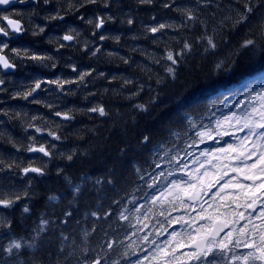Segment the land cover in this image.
<instances>
[{"label":"trees","instance_id":"1","mask_svg":"<svg viewBox=\"0 0 264 264\" xmlns=\"http://www.w3.org/2000/svg\"><path fill=\"white\" fill-rule=\"evenodd\" d=\"M166 2L169 0H153L151 4H140L139 0H108L109 6L105 8L104 0H98L96 5H87L74 15H66L63 11L64 22L68 24L61 28H52L54 25H60L61 21L45 19L51 16L50 12L53 9H57L59 5L57 0H50L47 5L43 0H36L27 5V15L31 17V23L35 27H45L44 33L33 35L35 28L27 22V48H34L41 54H51L56 68L50 67L52 62H48L49 68L26 62L25 80L18 81L11 93L25 90L38 76L43 79H55L60 75L63 79H77V74L72 72L69 64H75L80 71L93 68L96 71L86 78L84 85L65 86V89H70L74 95L55 91L40 92L36 95L35 99L53 105L51 111L44 104L29 101H26L27 109L24 106L18 107L14 104L18 99L8 100L6 104L0 103V109L8 113V116L0 113L1 117L4 116L0 121H4L2 129L5 132L4 138L0 140L2 154L0 158L9 163L13 159L17 163L23 161L21 168L44 167L47 164L46 174L41 177L31 174L24 178L18 174V169L12 170V183L15 185L13 190L19 193L27 188L31 199L24 198L17 201L12 209L3 211L6 224L9 226L0 227V257L5 256L2 249L11 240H21L23 243L32 239L41 214L50 221V224L48 230L41 234L42 238L36 240L35 248L25 246L18 252L14 250V254L7 258L9 264H19L20 261L31 264L32 260L37 261V264H55L62 231L69 236L65 244L66 250H71L67 245L72 244L73 240L80 245L83 241V232L91 231L93 222L97 220L91 216L85 218L84 213L106 209L110 203L109 200L100 198V204H97L99 197L94 190L95 180L107 178L110 171L120 191L117 193L113 190L109 195L117 199L125 197V202L127 200L125 193H131L137 187L145 188L150 195L153 194L152 189L146 188L145 181L156 183L157 187L165 186L169 173L174 171L171 163H168L171 156L177 155L179 151L177 158H186L188 150L193 149L199 139L187 148V152L181 151L185 148V140L191 145L192 141L188 138L193 137L203 125L214 129L215 116L226 111L231 101H236L235 104L240 103L246 94L241 90L246 89L261 72H264V52L257 51L252 55L239 50L249 25L242 24L233 28L232 21L224 20L225 15L235 16V12L230 11L228 7L233 0H213L207 7L202 0L198 10L196 0H174L168 8L164 7ZM183 7L194 10L198 17L197 22L184 21L177 10ZM64 8L65 3L62 9ZM80 15L85 16V21L94 15L112 16L113 19L107 21L104 28L97 31L93 37L92 34L96 30L81 22L78 18ZM128 19L133 20L131 25L127 24ZM221 21H224L223 24ZM161 23L171 24L173 27L155 34L146 31L147 28L158 27ZM66 26L76 27L81 36L78 43L57 52L59 44L55 42V37H62L66 32ZM100 35L108 39L100 41ZM117 36L120 37L119 42L115 39ZM208 36L214 37L217 48L205 52L207 40L203 38ZM50 39L53 40L52 43L48 42ZM86 40L93 41L89 46L90 50L84 49ZM184 43L193 45V49L180 64L177 77L172 79L165 72L170 62L161 58L167 51L179 52ZM96 47H101L102 51L91 57L90 52L95 51ZM124 60H128V63H124ZM221 61L225 63L226 70L215 68ZM101 72L105 74L103 78L99 77ZM126 79L132 83L125 84ZM158 79L161 81L159 84L156 82ZM141 85L143 91L134 96ZM137 104H145L148 110L140 112L134 107ZM97 105H103L109 116L99 117L97 113L87 111ZM69 110L73 117L71 121H62L54 115L55 111ZM16 112H27V123L22 119H15ZM212 113H215V116ZM34 115L41 119L32 121L31 117ZM190 119L198 121L196 130H190L188 124ZM29 123L41 127L42 133H36L34 128H28ZM90 129H95V134ZM49 130L56 132L61 139L55 140L50 137ZM173 133L181 137L180 142L168 157L156 159L155 154L162 151V145L170 146L176 142ZM146 135L151 137V143L143 141V136ZM33 136L36 137L37 145L43 143L48 147L52 152L51 158L43 157L41 154H30L24 150L31 143ZM10 139L17 146L23 147L18 151L9 142ZM52 144H55V149L51 148ZM73 150H75L73 160L67 161L65 157L72 154ZM61 153H64V157L60 155ZM154 159L159 163V168H156ZM137 167H140L143 173H147L144 181L136 179ZM58 168L63 169L64 174L72 178L74 185L81 184L82 193L76 196L71 205L69 201L73 200L72 188L66 185L62 175H57ZM161 173L163 175H160ZM82 174L91 177L86 184L81 183ZM152 175L156 176L155 181L151 179ZM165 176L167 180L164 179ZM102 186L111 189V185H107L106 182ZM143 194V191L135 193L138 197H142ZM50 195H56L59 199L50 201ZM144 203L145 201L140 199L138 206ZM25 205L29 207V213L23 212ZM112 207L115 208V205ZM65 211L73 213L67 224L63 223ZM160 211H165L166 215L159 216ZM170 213V208L161 210L160 207L148 213L149 219L145 221L148 226L144 228V236L151 234L150 240L163 241L164 237L156 235L152 224L165 220ZM76 220L80 223L76 224ZM132 223L135 225L136 220L133 219ZM98 224L99 228L109 232V238L113 229L116 233L124 231L117 228L116 222L107 217L101 216ZM136 231V228L129 229L128 237H132ZM49 237H53V240L49 241ZM134 237L142 238L137 234ZM103 242V232L98 229L89 236L88 247L99 250L98 245ZM124 242L128 244L130 240ZM147 248L148 242L142 240L137 251L140 249L146 251ZM64 254L59 258L63 259ZM0 264H4L2 259Z\"/></svg>","mask_w":264,"mask_h":264},{"label":"snow or ice","instance_id":"2","mask_svg":"<svg viewBox=\"0 0 264 264\" xmlns=\"http://www.w3.org/2000/svg\"><path fill=\"white\" fill-rule=\"evenodd\" d=\"M21 3L24 0H20ZM202 0H196L197 10L199 8ZM205 7L213 3V0H203ZM14 3V0H0V6H9ZM45 5L50 3V0H43ZM66 8L57 9L56 14L45 17L46 20H56L64 21V15H61V11H64L66 15H74L79 12L81 9L86 8L87 5H96L98 0H64ZM140 4H151L153 0H139ZM174 0H169L164 4L165 8L171 7ZM239 5V7H234ZM109 6L108 0H104V7ZM219 5H217L218 7ZM230 11L235 12V16L228 15L224 17L226 21H232V27L236 28L238 25L248 24V31L245 34V39L239 46L240 51H247L250 54L254 55L257 51L264 52V0H233V3L228 5ZM185 22H197L198 17L195 15L194 10L189 7H183L177 9ZM79 20L85 22L87 25L92 26L96 31L93 32V37L96 36L97 31L104 28L107 21L113 19L112 16H102L94 15L93 17L88 18L85 21V16L80 15ZM224 21H221L223 24ZM133 23L132 19L127 20V24L131 25ZM200 23H203L200 21ZM171 24H159L158 27L147 28L146 31L153 34L161 32L165 28H171ZM27 30L21 24L19 19L12 18V15H2L0 13V74L7 75L10 72L17 69L18 65L23 67L26 62L38 65L39 67L49 68V63L52 62L50 67L56 68V63L54 57L51 54H41L36 49H29L27 47H11V42L15 40L20 35L24 34ZM45 32V27L37 26L33 30V35H38ZM81 33L75 28L69 26L68 30L64 33L62 37H55V42L59 44V48L56 49L59 52L60 49L66 47H72L73 44L78 43ZM108 37L104 35L99 36L100 41H104ZM116 41L119 42L120 37H115ZM203 39L207 40V46L204 48V51L207 52L212 49L217 48V44L214 42V37L208 36ZM49 43H52L53 40H49ZM63 42H68L63 43ZM93 41H85L84 49L90 50L89 46ZM193 49V45L189 43H184L183 48L179 52L167 51L163 59L168 63V66L165 68V72L172 79H175L178 74V68L181 63L185 61V57ZM137 49H133L136 51ZM102 51L101 47H96L95 51H91V57H95L98 53ZM112 55V53H108ZM123 60L124 58L121 57ZM124 63H128V60H124ZM159 63V61H156ZM68 67L71 68L73 73L77 74V79H63L61 76H57L55 79H43L35 77L32 82L26 86L25 90L16 91L12 96V99H21L24 101H29L36 104H44L50 111L53 109V105L50 103H45V101L35 99V96L40 92H52L64 93L65 95L75 93L71 92L70 89L66 90V85H77L81 86L86 83V78L93 75L96 71L94 68L80 71L78 70L75 64H69ZM215 68L218 70H226V65L223 61L217 63ZM104 73H99V77L103 78ZM115 79V77H113ZM158 84L161 81L158 79L156 81ZM125 84H131V80H125ZM6 80L0 75V93L5 92L6 88L4 87ZM55 85L53 90L50 86ZM107 91V89H105ZM143 91V85L140 86L139 90L133 95H139ZM30 98L31 101H30ZM131 99V97H129ZM245 100L248 102L247 106L238 114L231 113L230 116H224L218 118L217 121H213L216 129L221 128L223 125L220 123V120H223L224 123L231 124L232 119H235L237 132L244 133L243 136L234 135L231 132L223 131L217 132L220 140H223L225 136L232 137L233 142L227 143L224 147H218L216 149H205L200 152L201 156L207 157L212 156V159L217 162L221 161L222 157L219 155H214V153H222L223 159L228 160L229 163H217L212 164V160H207L206 163L212 165L213 171H209L205 168L204 164H200L199 168L192 170L190 173H185V176H181L178 180L174 179L166 186L157 187L156 183H146L147 189H152L153 194H149L145 188H134L131 193H125L127 200L125 202V197H120L119 199L110 196L109 192L115 190L119 193L120 189L116 186V181L111 171L109 172L107 178L101 177L95 180L94 190L98 194L97 204H100V198H104L110 201L106 209L101 208L98 211L85 212L84 217L88 216L96 217L97 220L93 222L91 231L85 230L83 232V241L80 245L73 243L67 245V248L71 250H66L65 244L69 240V236L65 235L62 231L60 233V247L57 253L58 259L55 261V264H171L170 260L166 258L171 256L172 253L176 251L175 248H172L169 252L168 247L173 240H176L179 247H185L186 245L177 240V237L187 236L191 244L194 246L195 250L193 252L187 253L184 256V260H180L177 257L173 259L177 260V264H185V261H196L198 264H264V81H262V86L258 91H251L245 95V99L240 101V104H244ZM3 103V101H0ZM239 106V105H238ZM136 109L140 112L147 111L148 108L145 104L134 105ZM89 113H97L99 117H107L109 113L106 111L103 105H97L87 109ZM0 113L4 116H8V113L3 109H0ZM71 110L61 112L55 111L54 115L60 117L62 121H71L73 119L70 114ZM119 115V114H118ZM215 116V113H212ZM23 116H27V113H23ZM22 113L16 112L15 119H21ZM41 119L37 116H32L31 120L36 121ZM4 121H0V140L4 138L5 132L2 129ZM190 130H196L198 121L189 120L188 121ZM28 128H34L36 133H42L43 129L37 127L34 123H29ZM59 127V125H57ZM213 128L208 125L201 126L191 139L192 144H187L185 140V148L181 151H186L187 148L194 145L198 139L206 138L208 140H213L212 135ZM247 130V131H245ZM27 131V129H25ZM95 134V129H90ZM48 135L53 137L55 140H60L61 137L56 134V132L49 130ZM176 137V142L169 145H162V151L155 154L156 159H164L169 156V153L176 148L177 144L180 142L181 137L178 134L173 133ZM143 141L151 143L150 136H143ZM12 143L14 148H17L19 151L21 146H17L11 139L9 140ZM200 142H203L200 139ZM218 143V141H217ZM251 145V147H249ZM55 144L51 145L52 149H55ZM29 153H41L43 157H52V152L49 151L48 147L45 144L41 143L37 145L36 137L31 138V143L24 149ZM191 152H187V155L191 156ZM2 155V154H0ZM64 157V153L60 154ZM75 155V150L72 154L67 155L65 158L67 161H72ZM179 155L171 156L168 160V163H172L176 160ZM255 157V159H253ZM154 159L156 163V168H159V163ZM236 161L235 166L231 163ZM23 163V161H21ZM21 163H17L13 159L10 163L6 162L4 159L0 158V227L9 226L6 224V217L3 215L4 210H10L14 207L17 201H20L24 198L31 199L30 192L26 188L24 191L17 193L13 189L15 185L12 183V170L18 169L20 175L24 178H28L31 174H36L37 177L44 176L45 168L44 167H23L21 168ZM184 168L187 167L186 164L183 165ZM201 169L203 172L201 173ZM177 172L181 171V167L177 166L175 168ZM229 170L236 175L229 178L225 181V177L228 176ZM155 172V169H153ZM143 170L140 167L136 168V179L140 181L145 180V175ZM57 175L63 176L66 185L72 188L73 191V200L69 201L71 205L76 196L82 193L81 184H73V180L70 176L64 174L63 169H57ZM160 175H163L161 173ZM171 175V173H169ZM91 179L86 174H82V184H86L87 181ZM151 179L156 180V176L152 175ZM167 180V177H164ZM221 181H225L221 184ZM242 181H251L252 183H244ZM106 182L107 185H111V189H105L102 185ZM31 185V180H29V186ZM217 185H220L219 191L212 192V189ZM229 189L236 190L235 193L229 192ZM143 191V196L138 197L135 193ZM212 192V199L215 204L214 211H205V204L207 201L200 203V211L197 213V216L200 220H208L209 224L202 225L195 230V233L187 232H176L173 231L169 233L171 237L170 240L157 242L155 239L150 240L149 235H145L143 240L148 242V248L145 251L140 249L137 251V245L134 243L126 244L124 241L128 240V230L136 228L137 231H142L143 228L147 227L146 223L149 219L148 213L154 212V209L157 206L164 207V205H171L172 210L176 211V205L179 204L181 207L186 209H192L195 206V202L202 201L203 197ZM159 193V195H156ZM59 197L56 195H50V201H56ZM143 199L144 204L138 206V201ZM187 201V203H186ZM151 204L152 207L148 205ZM257 204H260V215L256 218L260 220V224H255L252 222L251 217L256 213L255 211L248 213V223L239 229H233L229 231L223 237V239H216L221 232L224 231L230 224H236L239 221L245 220V212L237 211V209L243 207L245 209H256ZM115 205V208L112 207ZM235 205V208L232 207ZM212 208V205L208 206ZM227 209L225 212H221L220 209ZM24 213H29L30 209L27 205L23 207ZM159 216H165V211H160ZM170 216V214H168ZM64 224L69 223V220L72 218V211H65L63 213ZM101 216L112 219L116 222V227L124 229L123 232L116 233L115 229L112 230L111 238H109V232L102 228H99L98 221ZM143 218V220L141 219ZM133 219L136 220V224L132 223ZM183 217L171 218V223H180L183 221ZM195 217L192 218L191 223H195ZM125 223H119V222ZM76 224H79L80 221L76 220ZM158 223L163 227V231H167V227H164L165 224L169 223V220L166 218L164 221H158ZM187 223V222H186ZM50 221L44 218V215L41 214L39 225L34 229V236L31 240L21 242V240L13 239L11 240L6 247L2 249L5 253L4 257H0L4 261V264H9L8 257L14 254V250L18 252L22 247L35 248L36 240L42 238L41 234L45 233L48 230ZM142 224V227L139 225ZM109 224V228H111ZM98 229L103 232L104 242L98 245L99 250L96 248L88 247V238L93 233L97 232ZM254 233L255 235L248 239L249 232ZM135 234V233H133ZM162 234V233H158ZM121 236L123 239H121ZM49 241L53 240V237L48 238ZM244 247L246 251L237 252V249ZM66 253V254H64ZM92 253H95L94 255ZM63 255V259L59 257ZM19 264H24L23 261H20ZM31 264H37V261L32 260Z\"/></svg>","mask_w":264,"mask_h":264},{"label":"flooded vegetation","instance_id":"3","mask_svg":"<svg viewBox=\"0 0 264 264\" xmlns=\"http://www.w3.org/2000/svg\"><path fill=\"white\" fill-rule=\"evenodd\" d=\"M34 2H36V0L35 1H33V0H24L23 3H21L20 0H16V3L11 5L10 7H2L0 9V13L12 15V18L19 19L21 21V24L23 25V27L27 30V5H30V4H32ZM11 47H27V31L24 34H22L19 37H17L15 40H13L11 42ZM0 75H2L3 78L6 80V84L4 86L6 88V91L0 93V101H3V104H6L12 99V96L14 94L11 93V92L17 86L18 81L25 80V77L27 75V67L25 65L23 67H20L18 65L17 69L12 71V72H10L9 74H7V75L0 74ZM263 75L264 74L258 75V78L263 76ZM253 81H255V80H253ZM25 85H27V83ZM244 98H245V95H244L243 99ZM14 104L17 105L18 107L24 106V108L27 109V102L26 101H22L21 99H18L16 102H14ZM239 104L240 103H236L235 105H239ZM2 117H4V116H2ZM2 117L0 116V119ZM237 127L238 126L236 124H232V128L231 129H227L226 130L225 127H221L219 129L215 130V126H214V130L212 132V133H215L214 139L213 140H208V139L204 140L202 142V149L205 150V149H207V147H210V146L214 147L216 145L219 146V147H224L227 143L233 142L232 141V137H230V136H225L223 138V140H220L219 136L217 135V132L218 131L220 132L221 130L222 131L224 130V131L231 132L234 135L243 136L244 133H240V132L236 131ZM245 131H247V130H245ZM217 141H218V143H217ZM249 147H251V145H249ZM218 155L222 157L221 161H219V162H217L216 160L212 159V157H210V156H207L205 158H207L209 160H212V162H214V164H216V163H224V164L229 163L228 160L223 159V154L222 153H218ZM253 159H255V157H253ZM231 163L233 164V166H235L236 161H232ZM206 169H209V167H207ZM182 174L183 173H180L179 176H181ZM235 175H236L235 173H233V172H231L229 170L228 176L225 177V181H227L229 178H231V177H233ZM225 181H221V184H223ZM242 182H244V183H252L251 181H242ZM219 187H220V185H217L215 188L212 189V192L219 191ZM228 191L235 193L236 190L229 189ZM212 192H210L209 194H212ZM206 197H207V195L203 197V200L201 202H195V206L192 209H186V208L183 207L182 208V212L177 216V217H183L184 218L183 221H181L180 223H171L170 222V229L174 230L176 232H187V233L194 234L195 230L197 228H199L202 225L209 224L208 220H200L198 218V216H197V213L200 211V203L205 201V199L207 201V204H205V206H204L205 207V211H214V209H215V204H213L211 201L208 202ZM209 205H213V207L209 208L208 207ZM232 207L235 208V205H232ZM196 208H198V209H196ZM259 209H260V204H257L255 210H253V209H245L243 207L237 209V211L245 212L246 219L242 220V221H239L238 223H236L234 225L230 224L227 228L224 229L223 232L220 233V235L218 237H216V239H223V237L229 231H233V229H239L240 227H242L245 224H247L248 223V218L247 217H248V213L249 212L255 211L256 214L251 217L252 222L255 223V224H260V220L256 218L257 216L260 215ZM220 211L223 213V212L227 211V209L221 208ZM194 217L196 218V221H195V223H191V220ZM196 223H198V224L196 225ZM153 231L156 232V235L158 234V230L155 229L154 227H153ZM254 235L255 234L251 233V231H250L248 239H251ZM177 239L181 243L185 244L186 246L185 247H177V248H175L176 251L174 253H172L171 256L166 258L167 260L171 261V264H177V260L173 259V257H177L180 260H184L185 254L193 252L195 250L194 246L193 245L191 246V242L187 238V236H180V237H177ZM139 244H136V245L138 246ZM246 250L247 249H245L244 247H240L239 249H237V252L246 251ZM153 264H156V262H153ZM161 264H163V262H161ZM185 264H198V262H196V261H185Z\"/></svg>","mask_w":264,"mask_h":264},{"label":"rangeland","instance_id":"4","mask_svg":"<svg viewBox=\"0 0 264 264\" xmlns=\"http://www.w3.org/2000/svg\"><path fill=\"white\" fill-rule=\"evenodd\" d=\"M58 2H59V5L57 6V9H62V7L64 6V0H57ZM53 4H54V2H53ZM41 5V4H40ZM57 9H53L51 12H50V15L52 16V15H55L56 14V11H57ZM62 12L63 11H61V15H62ZM27 22H30V24L32 25V27L33 28H37V27H35V25L33 24V23H31V17H29L28 15H27ZM66 24H68L67 22H61V24L59 25V24H57V25H54L52 28H61V27H63V26H65ZM68 27L69 26H66L65 27V31H67L68 30ZM71 27H73V26H71ZM73 28H75V29H77L76 27H73ZM38 66V65H37ZM255 81H253L251 84H249L248 85V87L246 88V89H244V90H241V92H244V93H249V92H251V91H258L259 90V88L262 86V81H264V75L262 76V77H259V78H255L254 79ZM53 90L55 89V85L54 86H50ZM245 94V95H246ZM241 97H242V94H241V96H240V98H239V100H241ZM245 99V98H244ZM243 99V100H244ZM235 102L236 101H231L230 102V106L227 108V110L226 111H222V112H219L216 116H215V118H214V121H217L218 120V118H221V117H224V116H230V114L231 113H233V112H235V113H240L246 106H247V101L245 100V103L244 104H239V106L238 105H235ZM23 113H27V112H23ZM23 113H22V117H21V119L22 120H24L26 123H27V116L25 117V116H23ZM16 122V121H15ZM17 123V122H16ZM220 123L223 125L222 127H225L226 128V130L227 129H231L232 128V124H236V121H235V119H232V121H231V124L229 125V124H227V123H224L223 122V120H220ZM18 124V123H17ZM215 130H216V127H215ZM224 131V130H223ZM222 130L220 131V132H223ZM212 135H213V137L215 136V133H212ZM17 137V136H16ZM200 139H205V140H207L206 138H200ZM200 139H199V141L196 143V145L194 146V148L193 149H189L188 150V152H191L192 154H191V156H189V155H185L186 156V158H182V157H180V158H176V160L175 161H173L171 164H170V166H172L173 167V169H174V171H173V173H171V175H168V181H167V183L165 184V186L166 185H168L169 183H170V181H172V180H174V179H179L181 176H185V173H190L192 170H194V169H196V168H199V166H200V164H204V166H205V168H207V167H209V169H207V170H209L210 172L211 171H213V168H212V165H210V164H208V163H206V161L207 160H209V159H207V158H205L204 156H201L200 155V152L203 150L202 149V142H200ZM219 146H214V147H212V146H210V147H207V149H216V148H218ZM214 155H218V153H214ZM210 157H212L211 155H210ZM184 164H186L187 165V167L186 168H184L183 167V165ZM212 164H214V162H212ZM217 164V163H216ZM177 166H180L181 167V171L180 172H177L176 170H175V168L177 167ZM203 172V169H201V173ZM180 173H183L181 176H179V174ZM185 178H187L186 176H185ZM156 195H159V193H156ZM207 200H208V202H212L213 204H214V202H213V199H212V194H209V195H207ZM205 201H206V199H205ZM198 202H201V201H198ZM187 203V202H186ZM150 207H152V206H150ZM157 207H160V206H157ZM156 207V208H157ZM212 207H213V205H212ZM155 208V209H156ZM171 209V213H170V216L168 215V217H167V219L169 220V223L168 224H165L164 225V227H167V231L166 232H164L163 231V227H161V225H159V223L157 222V223H154V224H152V226L155 228V229H158V233H162V234H159L160 236H161V238L162 237H164L163 238V241H167V240H170L171 239V237L169 236V233H171V232H173L174 230H171V229H169V224H170V222H171V218H175V217H177L181 212H182V208L183 207H181L179 204H177L176 205V211H173L172 210V207H171V205H164V207L162 208V207H160V209L161 210H163V209ZM196 209H198V208H196ZM142 220H143V218H141ZM160 221H164V220H160ZM195 221H196V219H195ZM143 223H145V221H143ZM198 223H196V225H197ZM139 227H142V224L141 225H139ZM162 228V229H161ZM139 235L140 237H144V234H145V231H144V228H143V230L142 231H136L135 232V234H132V237L130 236V238H129V240H130V243H134L135 245L136 244H139V243H141V241L143 240L142 238H138V237H134L135 235ZM178 240V239H177ZM176 242V240H173L172 242H171V244L169 245V247H168V250H169V252L172 250V248H177V247H179L178 246V244H177V242Z\"/></svg>","mask_w":264,"mask_h":264},{"label":"water","instance_id":"5","mask_svg":"<svg viewBox=\"0 0 264 264\" xmlns=\"http://www.w3.org/2000/svg\"><path fill=\"white\" fill-rule=\"evenodd\" d=\"M14 3H16V0H14ZM14 3H13V4H14ZM27 3H28V2H27ZM13 4H12V5H13ZM10 6H11V5H9V6H0V9H1L2 7H10ZM101 30H102V29H101ZM63 35H64V34H63ZM63 35H62V36H63ZM63 43H66V44H67L68 42H63ZM57 118H60V117H57ZM60 119H61V118H60ZM30 154H41V153H30ZM41 155H43V154H41ZM191 246H192V244H191Z\"/></svg>","mask_w":264,"mask_h":264},{"label":"bare ground","instance_id":"6","mask_svg":"<svg viewBox=\"0 0 264 264\" xmlns=\"http://www.w3.org/2000/svg\"><path fill=\"white\" fill-rule=\"evenodd\" d=\"M221 4V3H220ZM82 11V10H81ZM220 11V10H219ZM227 11V10H226ZM224 12V11H222ZM225 15V14H224ZM211 16V15H210ZM226 16V15H225ZM211 19V18H210ZM217 21V20H216ZM212 22V21H211ZM216 24V23H215ZM179 26V25H178ZM78 45V44H77ZM36 69V68H35ZM49 73V72H48ZM37 76V75H36ZM60 76V75H59ZM39 77V76H38Z\"/></svg>","mask_w":264,"mask_h":264},{"label":"clouds","instance_id":"7","mask_svg":"<svg viewBox=\"0 0 264 264\" xmlns=\"http://www.w3.org/2000/svg\"><path fill=\"white\" fill-rule=\"evenodd\" d=\"M2 15H5V16H7L8 14H2Z\"/></svg>","mask_w":264,"mask_h":264}]
</instances>
